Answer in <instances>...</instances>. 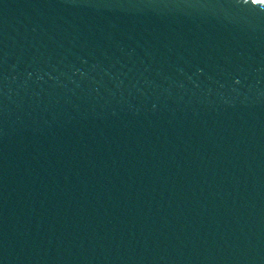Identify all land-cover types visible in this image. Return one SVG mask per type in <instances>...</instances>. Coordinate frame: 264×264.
<instances>
[{"label":"water","instance_id":"water-1","mask_svg":"<svg viewBox=\"0 0 264 264\" xmlns=\"http://www.w3.org/2000/svg\"><path fill=\"white\" fill-rule=\"evenodd\" d=\"M0 264H264V0H0Z\"/></svg>","mask_w":264,"mask_h":264}]
</instances>
